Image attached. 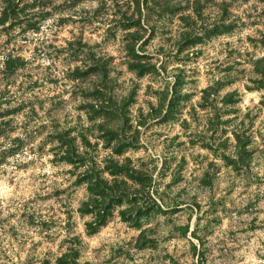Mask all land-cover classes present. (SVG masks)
<instances>
[{"label":"rangeland","instance_id":"obj_1","mask_svg":"<svg viewBox=\"0 0 264 264\" xmlns=\"http://www.w3.org/2000/svg\"><path fill=\"white\" fill-rule=\"evenodd\" d=\"M19 2L40 25H0V64L8 52L21 58L8 79L0 68V112L12 111L0 117V151L16 149L0 166L25 149L37 158L0 172L32 193L0 228L15 219L8 234L27 228L41 237L24 264L264 260L252 246H264V96L259 108L241 109L248 93L264 92V0H139L140 15L134 0H99L92 11L81 7L90 0ZM49 19L50 36L40 38ZM102 128L112 130L109 142ZM116 140L123 151L113 157L149 171L152 186L136 197V221L121 215L130 195L90 233L93 216L79 210L85 166L65 149L105 165ZM150 146L163 149L159 168L137 155Z\"/></svg>","mask_w":264,"mask_h":264},{"label":"trees","instance_id":"obj_2","mask_svg":"<svg viewBox=\"0 0 264 264\" xmlns=\"http://www.w3.org/2000/svg\"><path fill=\"white\" fill-rule=\"evenodd\" d=\"M145 1V0H144ZM135 10L141 14V7L139 0H134ZM19 0H0V25H4L6 22L10 26H19L20 28H39V18L34 19L32 15L25 13V10L31 5L23 4L19 6ZM133 13V11H132ZM41 17V16H40ZM21 58L8 52L5 56L3 63L2 74L8 79L17 68L21 65ZM142 69L139 70L142 73ZM174 89V88H173ZM11 110H5L0 112V117L11 113ZM3 120H0V134L2 133ZM103 126V124H101ZM104 129L103 135L109 142L113 139L112 130L109 128ZM236 148L240 146V137L236 136ZM84 147L88 145V142L83 138ZM67 144V143H66ZM89 146V145H88ZM123 145L120 144L119 140H116L111 146V155L106 161L105 165H100L95 160L90 158L87 161L86 154L87 150L83 154H76V148L70 143L67 144L65 154L69 156L75 155L78 164L85 166L81 180L86 182V189L88 191L87 199L81 202L80 212L91 213L93 216L92 221L87 223L89 232H94L97 228L106 223L109 215H111V209L117 204L126 200L130 195H134L133 204L131 208L121 211L122 217L125 219L130 217V220L136 221V214L131 213L134 209V204L138 202V195L148 194L152 186V177L149 171L137 168L131 164L129 157L114 158L113 155H121ZM15 148H8L7 150L0 151V165L4 163L8 155L15 153ZM84 158L86 160H84ZM71 161V158H67ZM104 172H107L111 178L105 177ZM128 214V216H127ZM61 264H78V262L71 258L69 261L65 260V256L59 259Z\"/></svg>","mask_w":264,"mask_h":264},{"label":"clouds","instance_id":"obj_3","mask_svg":"<svg viewBox=\"0 0 264 264\" xmlns=\"http://www.w3.org/2000/svg\"><path fill=\"white\" fill-rule=\"evenodd\" d=\"M59 2H62V0H59ZM108 3L111 4V0H108ZM100 6L99 0H90L89 3L82 5L81 7L87 8L90 11L95 10ZM79 10V8L77 9ZM64 15H68V13H64ZM52 19H49L45 22L43 33L41 34L40 38H44L45 34L50 36V33H48V25L52 24ZM252 29H247L244 33V35H249L252 33ZM31 35L35 36V33H32ZM31 56V53H27L25 55V59H29ZM4 59L3 56H0V61ZM43 64L47 65L49 61L47 59H44L42 61ZM3 67V64H0V68ZM207 84H201V88L207 87ZM13 92H15V89H12ZM261 96H264V92L261 93H248L244 99L243 103L241 104V109L243 111H246L249 108H252L255 106L256 108H259V100ZM67 99V97H65ZM154 103H157L156 98L153 100ZM22 119V118H21ZM261 119H264V117H261ZM193 131H197L195 125H193ZM15 136H21L24 138V134L22 131H18L14 133ZM39 141H36V143H33L30 145V147L35 148ZM10 145H6L8 147ZM162 148L160 146L155 147H149L147 152H141L137 155L143 156L145 159H147L149 156L155 157L158 161L157 167L159 168L163 161L161 159V152ZM210 155V153H208ZM37 157L35 155L28 154V150L25 149L24 154L20 155L18 154L16 157H10V165H3L0 166V172H3L7 170L9 173H12L15 171V164L16 163H26L28 160H34ZM47 159H45V163H47ZM71 165H65V168H71ZM55 169L48 167L43 168L41 171L44 172H51ZM260 175L262 178H264V171L260 172ZM11 176L9 177H0V219L8 218L11 213H17L18 209L20 207V204H22L24 201L28 200L29 197L32 195L31 191L27 188L26 183L25 185H20L17 183L16 185H12L10 183H5L6 180H10ZM63 179V178H61ZM226 186V185H225ZM61 187H67V185H64L61 183ZM163 207V205H162ZM195 221L196 217H192V221L190 222V228L195 227ZM17 221L15 219H9L8 224H5L3 228H0V264H24V261L27 259L29 255V247L32 242L39 241L41 239L40 236L36 235V230L32 229H18V235L14 238L11 234H8L6 230L16 225ZM167 233H164L166 235ZM262 236H264V233H261ZM189 239H191V236L189 234ZM241 243H243V238H240ZM252 246L260 251V254L264 256V246H261L256 241L252 242ZM239 247V245H237ZM240 251H244L243 248L240 249ZM7 257V259H6ZM219 264V262H218ZM242 264H264V260H257L253 259L252 255L247 256L243 261Z\"/></svg>","mask_w":264,"mask_h":264}]
</instances>
